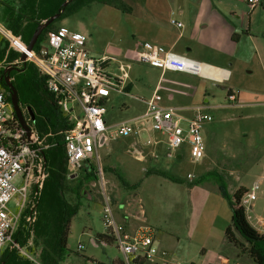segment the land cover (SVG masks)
Masks as SVG:
<instances>
[{
    "label": "rangeland",
    "instance_id": "rangeland-1",
    "mask_svg": "<svg viewBox=\"0 0 264 264\" xmlns=\"http://www.w3.org/2000/svg\"><path fill=\"white\" fill-rule=\"evenodd\" d=\"M122 1L130 6L129 12L92 1L55 20L50 29L60 26L83 34L88 55L93 58L105 56L103 70L112 77L120 74L117 68L119 63L128 64L126 69L128 78L114 84L103 104L106 110L104 119L111 125L132 119L141 113L143 104L135 97L146 99L151 90L142 77L143 72L147 69V78L152 83L156 75L155 70L158 71L155 68H130L129 65L133 63H142L133 61L127 56L126 49L134 48L133 45L137 40L143 41L147 33L152 31L154 20L162 14L153 13L152 9L145 7L147 0ZM152 1L159 3L161 0H148L149 5ZM192 1L194 0H165L169 7ZM226 1L229 4L240 5H238L240 0ZM260 1L264 4V0ZM22 2L23 0H0L1 28H6L3 23L5 14L7 15L12 9L21 12ZM163 3L164 1L160 3L161 7ZM259 6L256 10L260 9ZM245 16L244 21L248 19V16ZM3 45L5 42L0 37L2 54ZM13 53L14 56L18 55ZM240 73L237 79L239 84L234 86V89L257 95L264 94V87L261 86L264 83V73L261 68H240ZM129 83L131 88L128 87ZM206 89L207 101L203 103L206 105H204L205 111L211 115V120L202 124L205 156L199 160L193 161L188 157L187 147H181L176 152H172L171 156H166L163 143L145 144L142 141L144 136L140 139L103 138L97 147L104 192L117 216L119 218L122 216L120 211L124 207V199L128 213H132L133 210V213L139 215L140 209L135 202L139 197L147 219L158 222L162 229L171 230L179 236V247L172 254L176 264H186L187 261L200 257L198 246L209 241L208 231L211 234H222V224L228 225L230 222L229 205L218 192L215 182L211 179L212 176H207L203 181H196L198 176L207 170H213L222 177L229 194L239 189L241 196L253 181L258 180L260 188L251 207L252 211L249 212V222L254 224V216L264 213V102L232 106L233 101H228L226 98V83L208 82ZM165 103L171 104V102ZM112 128L111 126L106 133ZM150 134L156 137V133ZM135 149L140 151L141 158H138ZM177 154L180 156L178 157ZM107 166L114 170H107ZM149 168L167 172L179 181H172L155 174L144 175L145 170ZM114 171L129 185L123 184ZM82 173L78 174L75 180L65 179V197L70 203H77V210L70 218L66 254L58 264H95V261L107 264L111 258H118L119 253L112 243L103 244L93 240L96 234L104 232L101 221L103 200L99 192V184L94 178H84ZM187 174L190 176L187 177ZM79 180H82L81 189H75L74 186ZM13 182L16 186L21 184L18 176ZM161 182L168 184L170 189L158 190L157 187L161 186ZM73 189L75 190L72 191ZM154 194H158L162 199L172 200L171 202L154 201L152 199ZM15 198L16 195L7 204L12 211L16 210ZM176 200V205L172 206V202ZM189 222L191 227L188 225ZM144 224L151 230L157 227L150 222ZM27 245L28 248L23 247L21 251H17V254L32 263L36 262L38 247L31 243ZM10 247L11 243L6 241L1 251L11 249ZM239 252L245 259L247 255Z\"/></svg>",
    "mask_w": 264,
    "mask_h": 264
},
{
    "label": "built area",
    "instance_id": "built-area-1",
    "mask_svg": "<svg viewBox=\"0 0 264 264\" xmlns=\"http://www.w3.org/2000/svg\"><path fill=\"white\" fill-rule=\"evenodd\" d=\"M245 3L251 9L258 0H245ZM169 23L176 27L181 25L173 18L169 19ZM0 37L6 45L0 65L21 62L18 58L7 62L9 51L23 54L24 61L31 63L42 77L45 91L51 95L52 101L68 124L60 132L67 176L75 178L81 172L90 171L99 184L103 200L101 221L104 231L111 237L112 244L119 253L116 264H171L168 252L157 247L149 226L141 223L129 228L124 217L118 218L104 192L97 147L103 138L140 139L144 136L142 141L145 144L163 143L166 156H171L172 152L181 147H187L188 157L197 161L204 154L202 124L211 120L205 106H197L191 116H185L181 113V107L162 104L161 96L154 88L149 97L142 100L145 109L140 115L108 124L104 119L106 110L103 104L114 84L126 79L128 64L119 63L117 68L120 74L116 77L110 76L103 70L105 56L93 58L88 55L85 37L62 27L47 31L36 47L32 46L30 50L26 49V44L19 35L8 28L0 27ZM126 52L135 54L137 61L141 63L159 64L174 71L195 70L194 62L189 58L147 41L141 42L138 49L127 48ZM226 98L233 100V93H228ZM135 99L141 100L138 97ZM20 110L21 114H27L26 106ZM111 126L113 128L106 133ZM29 131V135H26L4 91L0 89V251L6 241L11 243V249L21 251L22 248L13 240L12 235L20 222L29 225L33 221L35 200L47 175L43 150L49 144L30 126ZM150 133H156L158 137ZM135 151L138 158H141L140 151ZM16 176L21 181L19 186L13 182ZM259 188L260 182L253 181L238 199V205L243 209L248 222ZM14 195L16 210L12 211L7 204ZM254 217L255 222H249L250 225L256 231L263 232L264 213ZM93 240L105 244L96 238ZM77 248H80L79 244Z\"/></svg>",
    "mask_w": 264,
    "mask_h": 264
},
{
    "label": "crops",
    "instance_id": "crops-1",
    "mask_svg": "<svg viewBox=\"0 0 264 264\" xmlns=\"http://www.w3.org/2000/svg\"><path fill=\"white\" fill-rule=\"evenodd\" d=\"M162 1L164 3L161 7ZM144 5L152 9L153 13L162 15L158 18L159 20H154L152 31L147 33L148 35L143 41L183 55L192 60L195 65V70L192 72L174 71L154 63L129 65L130 68H155L158 70H155L156 75L152 83L147 78V69L143 72L142 77L146 80V85L151 88L149 95L156 88L161 96L162 104L167 105L169 103L165 102H171L172 105L181 107V113L185 116H191L197 106L205 105L203 102L207 101L206 84L208 82L226 83L227 90L234 95V99L231 100L233 101L231 102L232 106L264 102V94L257 95L234 89V86L239 84L237 79L241 74L240 68H261L264 73V4H261L260 0L256 6L249 10L245 0H240L239 6L229 4L226 0H194L170 7L167 6L165 0H161L159 3L152 1L150 5L147 0ZM258 6L260 9L256 10ZM245 15L248 16L246 21H244ZM170 18L179 21L180 27L171 25ZM143 41H135L136 44L133 47L140 48ZM126 55L137 62L135 54L127 53ZM126 78H128V74ZM261 86L264 87V83ZM128 87L131 88L130 83ZM138 98L143 104L142 113L145 109V103L142 100L145 99ZM177 156L179 157L180 154ZM163 188L170 189V186L161 182V186L157 189ZM152 199L170 202L172 200L171 198L162 199L158 194H154ZM139 201L138 197L135 200L140 209L138 215L133 213V210L132 213H128L127 203L124 199V207L120 211L122 217L126 219L129 228L147 222L157 226L152 230L157 247L165 249L168 252L170 263L176 264L172 254L179 247V236L171 230L162 229L158 222L147 219ZM172 203V206L176 205L177 200ZM188 225L190 226V222ZM225 226L222 224V232ZM259 232L263 233L264 231ZM207 238L209 241L198 246L200 257L187 261L186 264H254L247 256L243 259L241 253L226 241L223 233L211 234L208 231ZM114 258L118 262V258Z\"/></svg>",
    "mask_w": 264,
    "mask_h": 264
},
{
    "label": "trees",
    "instance_id": "trees-1",
    "mask_svg": "<svg viewBox=\"0 0 264 264\" xmlns=\"http://www.w3.org/2000/svg\"><path fill=\"white\" fill-rule=\"evenodd\" d=\"M63 0H23L22 11L12 9L5 14L3 23L6 28L14 34H18L25 44L40 20L55 13ZM110 5L122 11H130V6L122 0H71L60 11L58 17L46 25L39 33L33 48L42 40L47 31L51 29L52 23L65 17L76 9L92 2ZM8 16V19H6ZM5 48V45L2 46ZM2 57V52H0ZM13 51H9L6 61L17 59ZM6 64L0 65V74ZM10 82L16 90L20 109L27 107V114H22L26 124L33 128L38 136L44 137L49 145L43 150V158L47 175L42 182L35 200V215L29 225L22 222L16 227L12 238L21 248H28L27 244H34L38 247L37 260L31 262L17 254L16 249H3L0 252V264H58L66 254V237L69 229L71 216L77 210V203H70L65 197V179L75 180L67 176V167L61 141V131L68 127L62 114L52 101L51 95L43 87V79L40 77L31 63L25 62L17 71L8 73ZM7 89L4 87V94L9 101ZM229 90L226 91V95ZM31 114V115H30ZM105 168H103L104 170ZM107 170H114L106 167ZM115 173V171H114ZM84 178L91 179L93 174L90 171L82 173ZM155 174L172 181H179L169 173L158 169H146L144 175ZM115 175L125 185H129L119 174ZM207 176L215 182L218 192L225 198L230 208V222L223 229V237L231 243L238 251L244 252L254 264H264V232L260 233L247 221L243 209L238 205L241 191L236 189L229 194L222 177L213 170H207L199 175L196 181H203ZM82 180L75 184V189L81 187ZM134 185V184H131ZM73 189L72 191H74ZM81 189V188H80ZM77 194L80 192L75 191ZM96 239L111 244V237L102 232L96 234ZM116 258L110 264H116ZM95 264H105L95 261Z\"/></svg>",
    "mask_w": 264,
    "mask_h": 264
},
{
    "label": "water",
    "instance_id": "water-1",
    "mask_svg": "<svg viewBox=\"0 0 264 264\" xmlns=\"http://www.w3.org/2000/svg\"><path fill=\"white\" fill-rule=\"evenodd\" d=\"M71 0H63L57 9V11L51 15H49L47 18L40 20V22L35 26L34 30L32 31L28 42L26 43V49L30 50L35 43L39 33L42 31V29L51 23L54 19H56L60 13V11L63 9V7ZM19 60L24 61V55L20 54L19 55ZM10 68H13V65L6 66L3 68V74L4 76L2 77L4 84L8 87V97H9V102L11 104L12 110L14 112L15 117L18 119L19 124L25 129L26 135H29V126L25 123L20 106L18 104V97L16 94V90L13 87L12 83L10 82L9 76H8V71ZM31 115V114H30Z\"/></svg>",
    "mask_w": 264,
    "mask_h": 264
},
{
    "label": "flooded vegetation",
    "instance_id": "flooded-vegetation-1",
    "mask_svg": "<svg viewBox=\"0 0 264 264\" xmlns=\"http://www.w3.org/2000/svg\"><path fill=\"white\" fill-rule=\"evenodd\" d=\"M18 59H19V56H18ZM24 63H25V61H21L18 64H10V65H13V68H10L9 71H8V73H10L11 71H17V70H19ZM3 76H4V74H3V69H2L1 74H0V89L4 90V87H5L7 89L6 90L7 91L6 93L8 94L9 89H8V87L3 82V79H2Z\"/></svg>",
    "mask_w": 264,
    "mask_h": 264
}]
</instances>
